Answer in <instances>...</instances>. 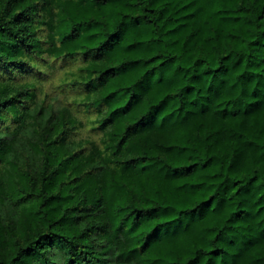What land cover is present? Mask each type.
I'll use <instances>...</instances> for the list:
<instances>
[{
	"label": "trees",
	"instance_id": "16d2710c",
	"mask_svg": "<svg viewBox=\"0 0 264 264\" xmlns=\"http://www.w3.org/2000/svg\"><path fill=\"white\" fill-rule=\"evenodd\" d=\"M0 264H264V0H0Z\"/></svg>",
	"mask_w": 264,
	"mask_h": 264
}]
</instances>
